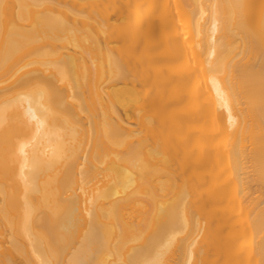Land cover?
I'll return each mask as SVG.
<instances>
[{
  "label": "bare ground",
  "instance_id": "bare-ground-1",
  "mask_svg": "<svg viewBox=\"0 0 264 264\" xmlns=\"http://www.w3.org/2000/svg\"><path fill=\"white\" fill-rule=\"evenodd\" d=\"M0 264H264V0H0Z\"/></svg>",
  "mask_w": 264,
  "mask_h": 264
}]
</instances>
